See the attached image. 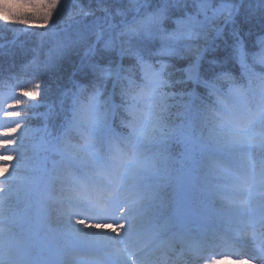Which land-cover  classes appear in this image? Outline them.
Wrapping results in <instances>:
<instances>
[{"label":"snow or ice","instance_id":"snow-or-ice-1","mask_svg":"<svg viewBox=\"0 0 264 264\" xmlns=\"http://www.w3.org/2000/svg\"><path fill=\"white\" fill-rule=\"evenodd\" d=\"M117 2L79 7L59 29L71 8L59 0L3 4L6 30L43 22L42 79L19 93L30 110L50 102L33 117L4 112L43 124L31 156L12 138L26 124L0 131V264H73L84 249L93 264H171L176 240L189 260L216 264L198 244L233 225L264 264V75L253 71L264 66V0ZM66 66L50 98L43 76ZM51 211L67 231L48 226Z\"/></svg>","mask_w":264,"mask_h":264},{"label":"trees","instance_id":"trees-1","mask_svg":"<svg viewBox=\"0 0 264 264\" xmlns=\"http://www.w3.org/2000/svg\"><path fill=\"white\" fill-rule=\"evenodd\" d=\"M14 2V0H11ZM60 4L70 5L71 8H65L61 10V16L63 17V22L58 26L63 28L66 24L72 22L69 19L70 12H75L79 7H83L87 10L89 7L96 8V0H59ZM252 4L255 5L256 0H251ZM6 3L0 0V15L4 14L3 4ZM124 3L127 4V0H124ZM106 6L115 8L119 6L117 0H108ZM99 15V13H98ZM55 16V13H54ZM75 20L83 19L82 17H74ZM91 19V18H89ZM87 22V21H86ZM42 21H33L31 26H25L21 24L9 25L8 27L11 30H6L5 23L0 21V112L2 113V119L0 121V131L8 127H15V123H21L22 125H27L22 130H18L12 138L18 139L22 137L23 146L19 149L21 152H26L27 156L32 155V149L35 144L38 142V135L33 132V129L39 128L42 126V119L31 118L27 121L23 119H17L15 117H5L4 112L6 111H19L25 113L29 117H33V113L39 114L45 112L47 109L45 107L47 102L41 100L37 97L38 105L33 109H29L31 104L30 98H22L19 93L20 88L30 89L35 83L42 79L41 73L44 71L42 66L35 62L34 50L40 46V35L46 32V29L37 27L42 24ZM253 31L259 32V17L252 22ZM57 29V30H58ZM244 31L247 32V26L244 28ZM260 35H264V32H259ZM256 37L253 36L254 40ZM129 61H125V66ZM228 70H231L229 67ZM257 75H264V66L257 64L253 69ZM71 73L70 67H65L63 72H48L43 76L44 87L50 89L49 97L55 93L57 88L56 77L63 75L64 81H66L67 76ZM61 81V82H64ZM84 83V81H81ZM246 83V80H245ZM254 86H259V81H254ZM23 99L24 104L22 107L16 108L11 107L15 99ZM119 102V101H117ZM4 137L0 136V139ZM75 143V141L73 142ZM13 149H16V146L13 145ZM180 148L176 147L174 153L178 155ZM14 163H16L14 161ZM21 163L26 164L28 167H31L30 162L25 159ZM3 184L0 183V188H3ZM68 187V185H66ZM7 195V193H5ZM58 214L55 211L49 213V224L48 226L53 229H63L67 231V226L65 223L61 222L57 218ZM81 218V217H80ZM75 223V218L73 219ZM240 228V225H233L230 229L220 228V230L212 231V236L219 238L223 237L224 232L233 231V229ZM210 236V237H212ZM62 243V240L58 241ZM70 256L75 257L73 264H81V252H70Z\"/></svg>","mask_w":264,"mask_h":264},{"label":"rangeland","instance_id":"rangeland-1","mask_svg":"<svg viewBox=\"0 0 264 264\" xmlns=\"http://www.w3.org/2000/svg\"><path fill=\"white\" fill-rule=\"evenodd\" d=\"M4 1L6 3H13L11 2V0H1ZM2 113L0 112V121L2 119ZM83 218V217H81ZM105 221L102 220H93L91 221V223H103ZM243 226V225H242ZM78 227H84L85 230H87V226H78ZM94 232H105L109 235H115L114 233H111L110 229H93ZM248 231L245 227H243V229L241 230V232L239 231L238 235H237V239H240V243L237 244H231V242H229V240L226 242V244L222 245V243H218L215 245H208L207 247H199L198 251H197V255L200 256H205L207 255L208 258H213L212 255L209 254H214V258L216 259V264H260V261L258 259H249V256L246 254L248 251V248L246 246V244L244 243V241L247 240V237H244L241 235V233ZM145 236V235H144ZM144 236H141L139 239H135L131 244L128 245V251L131 252L132 250H134L135 248H139V247H143L145 245H147L149 242L148 239H145ZM256 244L257 246L259 245V239H256ZM123 246V245H122ZM211 246V247H210ZM243 254V259L245 260H249V261H245V260H241L238 261V259L241 257V255ZM94 253H92L91 255H83L81 256V260L84 261L83 263L81 262V264H93L94 261ZM254 255H258L256 253H254ZM224 256H228L230 258L228 259H224ZM174 257V255H173ZM172 257V260H173ZM129 259H137V257L135 256H129ZM154 259V258H153ZM183 259V258H182ZM180 258L177 259V263L176 264H181L182 260ZM188 257L184 258V262L182 264H203V260H194V262H190L191 260H187ZM188 262V263H187ZM172 264V263H171ZM175 264V263H174Z\"/></svg>","mask_w":264,"mask_h":264}]
</instances>
